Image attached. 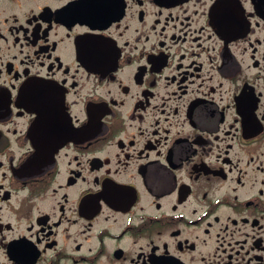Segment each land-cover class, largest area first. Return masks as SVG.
Listing matches in <instances>:
<instances>
[{"label":"flooded vegetation","instance_id":"1","mask_svg":"<svg viewBox=\"0 0 264 264\" xmlns=\"http://www.w3.org/2000/svg\"><path fill=\"white\" fill-rule=\"evenodd\" d=\"M0 264H264V0H0Z\"/></svg>","mask_w":264,"mask_h":264}]
</instances>
